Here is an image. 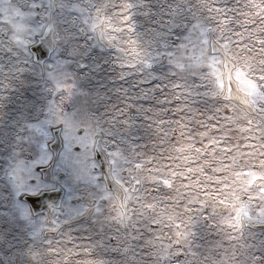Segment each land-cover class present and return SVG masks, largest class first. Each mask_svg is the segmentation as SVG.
Masks as SVG:
<instances>
[{"label": "snow or ice", "instance_id": "snow-or-ice-1", "mask_svg": "<svg viewBox=\"0 0 264 264\" xmlns=\"http://www.w3.org/2000/svg\"><path fill=\"white\" fill-rule=\"evenodd\" d=\"M0 264H264V0H0Z\"/></svg>", "mask_w": 264, "mask_h": 264}]
</instances>
